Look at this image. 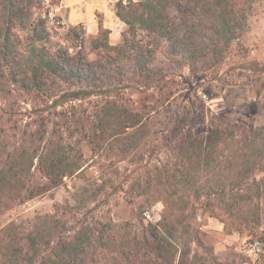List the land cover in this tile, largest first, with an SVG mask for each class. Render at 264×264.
<instances>
[{"label":"trees","instance_id":"trees-1","mask_svg":"<svg viewBox=\"0 0 264 264\" xmlns=\"http://www.w3.org/2000/svg\"><path fill=\"white\" fill-rule=\"evenodd\" d=\"M42 1L0 0V215L90 167L96 176L75 188L74 204L55 203L26 226H2L0 264L157 262L170 254L187 189L206 196L204 212L214 203L227 216L236 210L229 230H248V242L264 250L257 231L264 128L213 114L183 77L187 70L197 79L209 71L211 80L220 78L257 0H117L115 15L126 26L118 43L109 42L99 19L96 34L82 23L70 26L66 46L51 42L36 11ZM237 67L264 87L262 64ZM125 183L126 198L153 191L152 201L164 205L157 223L139 211L142 242L134 238L133 249L105 214ZM210 216L227 224L219 213Z\"/></svg>","mask_w":264,"mask_h":264},{"label":"rangeland","instance_id":"rangeland-1","mask_svg":"<svg viewBox=\"0 0 264 264\" xmlns=\"http://www.w3.org/2000/svg\"><path fill=\"white\" fill-rule=\"evenodd\" d=\"M56 3L58 0H50L51 6ZM48 9V6L42 3L41 8H37L36 11L42 15L48 12ZM57 13L59 14L56 15H61L60 12ZM63 21V24L46 27L54 45H68L65 37L72 24ZM238 41L243 45L242 47L237 44ZM84 46L88 51L90 47L88 39H85ZM248 60H256L264 66V0L252 3L246 15L244 30L237 40L232 41L225 61L217 74L220 76L219 79L211 80L210 71L204 78L197 79L185 70L183 77L186 76L187 80L191 81L192 87L198 91L197 93L205 100L213 114L229 121L264 128V87L259 82L253 81L254 77L250 75L249 71L237 67L240 63ZM257 87L260 88L259 96L255 95ZM125 96L131 98V106H137L134 102L136 101L135 94H131L127 90ZM2 99L0 98L1 103L5 101ZM171 124L169 122V125ZM83 150L85 157L89 158V151L85 147ZM161 157L165 158V155L161 154ZM124 164L125 161L118 162L120 172H122ZM91 176H96L95 167L87 169L83 177L66 178L62 185L43 195L15 205L0 215V228L11 220L26 226L28 225L27 221H32L35 216L51 212L55 203L74 204L75 188L83 185ZM213 178L215 177H210V179ZM127 186L128 183H125L124 190H120L112 198L108 208H105V214L106 218H110L118 224L117 228L121 232L128 235L133 249L134 238L136 242H142L144 227L138 221L139 211L147 209V212L145 210L144 213L145 218L147 222L154 223L159 221L164 205L160 199L156 200V198L152 201V196L158 195L153 191L149 195L126 198ZM183 193L182 202L178 201V213L175 217L176 222L181 220L182 223L178 224V230L174 236L168 238L171 243V246L168 247L170 254L165 255L163 259L159 257L157 262L151 264H264V250L250 245L247 240L250 237L248 230H229L230 224L239 217L236 210L234 216H227L223 210L224 204L216 206L214 203V205L208 206L207 212H204L201 203L207 201L206 196L198 197L189 189ZM258 202L260 204L258 208L260 225L257 231L264 235V210H262L264 199L261 198ZM246 207L245 204L244 208ZM211 212L222 215L227 220V224L217 217L210 216ZM133 264L148 263L136 260Z\"/></svg>","mask_w":264,"mask_h":264},{"label":"crops","instance_id":"crops-1","mask_svg":"<svg viewBox=\"0 0 264 264\" xmlns=\"http://www.w3.org/2000/svg\"><path fill=\"white\" fill-rule=\"evenodd\" d=\"M117 0H58L57 12L68 24L82 23L87 34H96L99 19L103 27L109 29L108 39L111 44L121 40L125 24L115 15L114 4ZM135 1V0H134Z\"/></svg>","mask_w":264,"mask_h":264},{"label":"built area","instance_id":"built-area-1","mask_svg":"<svg viewBox=\"0 0 264 264\" xmlns=\"http://www.w3.org/2000/svg\"><path fill=\"white\" fill-rule=\"evenodd\" d=\"M42 3L45 4L46 6H48V8H49L48 12H46V13L41 15L46 20V27H49L50 25H54V24L59 25V24H63L64 23L63 16L56 15V14H59V13H57L58 9H57L56 5L51 6L50 5V0H43ZM146 216H148L147 213H146ZM250 245H253L254 248H257L256 243H253V244H250Z\"/></svg>","mask_w":264,"mask_h":264}]
</instances>
